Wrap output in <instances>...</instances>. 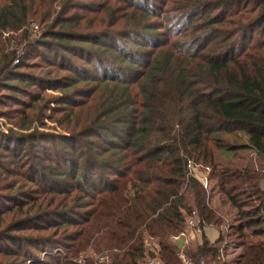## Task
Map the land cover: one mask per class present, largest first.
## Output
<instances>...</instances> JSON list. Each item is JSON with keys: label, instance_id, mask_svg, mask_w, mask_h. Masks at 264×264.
Returning <instances> with one entry per match:
<instances>
[{"label": "trees", "instance_id": "trees-1", "mask_svg": "<svg viewBox=\"0 0 264 264\" xmlns=\"http://www.w3.org/2000/svg\"><path fill=\"white\" fill-rule=\"evenodd\" d=\"M108 2L0 0V90L28 85V52L40 50L59 57L49 68L66 75L57 70L50 83L48 70L32 85L52 84L62 92L56 104L79 97L74 105L95 109L90 127L54 138L33 126L50 103L40 92L24 104L33 113L18 117L28 132L0 136V162L10 164L0 163V264H78L88 246L107 259L85 264H145L156 255L147 237L162 264H182L170 238L187 230L193 207L202 237L188 252L195 264H228L223 234L212 242L202 232L224 218L229 243L241 248L234 264H264V0ZM31 20L45 25L35 39ZM15 37L25 38V53L11 66ZM77 55L82 72L100 75L84 79L94 83L87 91L66 60ZM53 140L70 149L43 144ZM189 160L210 167L207 190L187 177ZM211 181L232 217L208 207Z\"/></svg>", "mask_w": 264, "mask_h": 264}, {"label": "rangeland", "instance_id": "rangeland-1", "mask_svg": "<svg viewBox=\"0 0 264 264\" xmlns=\"http://www.w3.org/2000/svg\"><path fill=\"white\" fill-rule=\"evenodd\" d=\"M81 1L84 3H88V4L89 3H96V5H99V3L108 2V0H81ZM129 2H130V0H110L108 3L109 4L113 3L114 6H118V5H126ZM40 12H43V10H41ZM83 13H85V12H83ZM85 15L91 16L92 14L86 13ZM103 16H104V13L99 12L98 18L101 19ZM53 17L54 16L52 15L51 18H53ZM31 24H35L38 26V32L40 31V29L43 30V28L45 26L44 24H41L39 21H36V20H31L30 25ZM29 29H30V26L28 28V31H29ZM5 34L7 35L9 33H5ZM36 37H37V35L32 36V39H35ZM24 41H25V38L20 40L19 37L18 38L15 37L11 41L12 43L10 44L9 48H7V50H9V51L14 50V49L16 50L15 52H16L17 57H15V58H17L18 61L17 62L12 61L11 66L17 65L20 62L19 60H20L21 56H23V54L25 53V49H23ZM129 46L132 48V46H134V45L131 42V43H129ZM51 51L54 52V49H52ZM39 52H40V50H32V49L29 50L28 53H29L30 59H29V61H27V64L28 65L33 64V66H30L27 69H23V73H28V74L31 73L33 75V76H30L31 78L28 82V85H29V83H31L30 87L25 84L24 86H22L21 89H18V90L16 89L17 92H14V93L8 92V90H0V94L4 93L2 96L0 95V136H2V133L7 134L9 131H13L16 133H27L28 132V130H21L18 127V117H19L21 111H27V113H29V114L33 113V111L28 110V108L24 104L29 103L30 99L32 97H34L35 95H38V93H40V92H42V95L45 96L46 99H49L50 103H49V106L45 105L41 109H37L35 111V115H36V118L38 120L34 123L33 126L35 127L34 129L37 130L38 132L48 134L54 138H61V137L68 136L70 131L73 129L76 131H81L87 127H90L89 125L93 122V117L95 115V109H94L93 105H89V103H88L86 106H80L79 107L77 104H76L77 105L76 106L73 103V102L80 103V101H85L84 98L77 97V98H74L73 100L70 99L69 100L70 102H66L65 104H56L57 102L60 101L59 99H60L62 92L55 90L53 88L52 84H51V89H46L44 91H40L39 87L32 85L33 84L32 80L38 79V78L42 79L43 77H46V75H44V74H45V71H48V70H53L52 75H50L48 78L46 77V80L51 83V80H48V79H54L53 77L56 76V73L58 70L55 67L49 68V64L51 63L50 61H55V62L59 61V57H57V58H56V56L48 57L44 53V51L40 52V53ZM52 52L50 54H53ZM99 53H100V51H99ZM133 53L136 55V51H134ZM1 54H3V53L0 52V55ZM123 54H126V53H123ZM58 56H60L59 53H58ZM83 58H84V56H83ZM127 58H130L129 55H127ZM135 59H137V58H135ZM66 60L72 61L75 65H77L79 72L74 73V75L81 76L83 78V80L88 78V76L92 77V75H93L92 73H94L95 76H97V77L100 76L99 72L97 73L95 70H93V68L91 66H85L84 67L85 69L89 68V67L90 68L86 70L87 72H82L83 71L82 65L84 66V64H83L84 60L80 59V55H77V57H75V56L70 57L69 56V58ZM58 73H59V77L66 75V73L64 71H59ZM120 79H124V78H120ZM93 85H94V83L91 82L90 80H87V81L84 80V81H80L76 85V87H78L77 89L79 91H82V90L87 91V90H90ZM134 85H135V83L133 84V86ZM18 91H22L21 92L22 95L20 93H18ZM100 93L101 92H99V90H98L94 94V97H99ZM58 105H60V106H58ZM19 109H21V110H19ZM106 125H108V124H106ZM97 141L100 142L99 139L94 140V142H97ZM54 143H57L56 145H58L60 147V149L63 147L70 149V147L67 144H65L64 142L62 143V142H58V141H54V140L43 142L44 145L51 146V147L53 145H55ZM0 163L5 164L7 166H10V164L8 163V160H5V161L0 162ZM213 185H214V181H211L210 182V190H211ZM213 189L214 188H212V190ZM210 190L208 191V194L206 195V202H207L208 207L216 210L221 215H224L226 217H228V216L232 217L233 215L231 213H229L230 211L228 210L227 205H225V203L223 202L224 197L220 193H218L217 190H213V191L212 190L210 191ZM192 209H196V208L193 207ZM189 231H190V229H188V232ZM193 232H194V234H193L192 239L190 241V245H189L187 252H192V251L194 252L196 247L199 245L197 243H199V241L201 240L200 232H196V231H193ZM206 234H207L209 239H215V237L218 236V231L216 228H212V226L210 225L207 228ZM154 243H156V241H154L151 237H147L145 239V244L148 245V246H146V248H152L156 252V248L154 249V246H153ZM56 250H60V248L56 249ZM85 250L86 251H84V253L79 254L78 257L76 258L77 263L79 262V263L83 264L84 259L91 257V258H93V260H95L99 256H101V253L92 254L93 252L89 246ZM60 251H62V253H65L64 248H61ZM240 251H241V248H240L239 244L229 243L228 249H227V263L228 264H234L235 259L237 258ZM103 255H105V253H102V256ZM34 262H35V260L30 261L27 264H32ZM211 264H213V263H211Z\"/></svg>", "mask_w": 264, "mask_h": 264}, {"label": "built area", "instance_id": "built-area-1", "mask_svg": "<svg viewBox=\"0 0 264 264\" xmlns=\"http://www.w3.org/2000/svg\"><path fill=\"white\" fill-rule=\"evenodd\" d=\"M29 31H30L32 36H36L38 34V26L35 24H31ZM14 61L17 62L18 59L15 58ZM188 167H189V171L187 173V177L194 178L195 180H197L202 185V187L205 190H207L208 189V175H209L210 170H211L210 167L204 166L201 164H196L191 160L188 161ZM224 220L226 221L225 225H222L219 228L214 226L218 231V238H219L220 234H223L222 235V242H221V245L219 248V257L223 263L227 262V249H228V244H229V240H228L229 223L225 218H224ZM200 221L201 220L199 218L198 211L196 209H192L185 217V224L187 226V230H183V231L171 236L172 242L177 247L176 255L180 259L182 264H195L193 262V260L189 257L187 250L189 248L190 241H191L192 236L194 234L193 231L200 232V229L198 228ZM207 225H210V224H205L203 226V228ZM211 226H213V225H211ZM188 229H190L189 232H188ZM145 246H148V245L145 244ZM153 246H154V249L156 248V252H155L156 255L154 257L147 259L145 264H162L160 258L157 255V252H158L157 243H154ZM99 259H100V261H103L107 258H106V256H100ZM79 264H82V263H79ZM83 264H84V262H83ZM199 264H205V262L203 260H201L199 262Z\"/></svg>", "mask_w": 264, "mask_h": 264}, {"label": "crops", "instance_id": "crops-1", "mask_svg": "<svg viewBox=\"0 0 264 264\" xmlns=\"http://www.w3.org/2000/svg\"><path fill=\"white\" fill-rule=\"evenodd\" d=\"M261 186H262V189H264V179H263L262 182H261ZM209 226H210V225L204 227V228L202 229V232H203L204 236H205L209 241H212V242H213V241H215V240L218 239V236H216L215 239H209V238H208V236H207V234H206V231H207V228H208ZM212 228H215V227L212 226ZM200 238H202V237H201V232H200ZM201 240H202V239H201ZM201 240L199 241L198 244L201 243Z\"/></svg>", "mask_w": 264, "mask_h": 264}]
</instances>
